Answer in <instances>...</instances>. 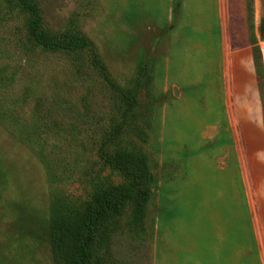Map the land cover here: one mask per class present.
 I'll list each match as a JSON object with an SVG mask.
<instances>
[{"label": "rangeland", "instance_id": "obj_1", "mask_svg": "<svg viewBox=\"0 0 264 264\" xmlns=\"http://www.w3.org/2000/svg\"><path fill=\"white\" fill-rule=\"evenodd\" d=\"M28 1L36 13L0 0V264H53V234L79 231L100 193L142 196L110 159L150 196L104 217L93 264H264L222 98L218 0H170L125 82L94 43L118 91L91 49H67L91 39L100 0ZM37 17L65 49L33 45Z\"/></svg>", "mask_w": 264, "mask_h": 264}, {"label": "crops", "instance_id": "obj_2", "mask_svg": "<svg viewBox=\"0 0 264 264\" xmlns=\"http://www.w3.org/2000/svg\"><path fill=\"white\" fill-rule=\"evenodd\" d=\"M100 3L103 8L87 31L101 54L113 58L114 64L106 62L120 69L118 78L125 82L128 74L122 68L129 63L133 68L138 65L152 43L156 26L170 16L171 3L170 0H100ZM218 5L222 28V98L259 257L264 260V123L252 52L253 37L260 48L264 69V0H218Z\"/></svg>", "mask_w": 264, "mask_h": 264}, {"label": "trees", "instance_id": "obj_3", "mask_svg": "<svg viewBox=\"0 0 264 264\" xmlns=\"http://www.w3.org/2000/svg\"><path fill=\"white\" fill-rule=\"evenodd\" d=\"M20 6L32 13L37 12V8L28 0H17ZM40 18H36L30 25V34L33 39L34 46H41L46 50L53 51L58 49H65L64 46H60L57 42L51 40L47 42L39 31ZM69 50H84L91 49L94 55H98L97 48L94 42L86 37H74L69 40L67 46ZM252 52L253 59L258 78V87L260 100L263 108L264 118V69L262 66V58L260 48L257 42L252 37ZM100 63H94L95 67H98L104 76V81L112 91H118V85L112 78L105 62L101 58ZM141 71V67L137 69L136 73ZM120 89V88H119ZM125 96L127 99H132V94L127 93ZM28 136H31L34 132H26ZM107 162L117 168L123 174L132 176L135 182L141 183L144 186L142 190V196H136L128 191H115L113 194L105 193L97 196V204L87 219L83 222L82 228L79 231H71L65 226L57 228L56 233L53 234L51 245V256L53 264H93L94 246L98 240V233L100 231V224L104 217L109 212H119L122 205L127 201L135 202L139 205H144L148 197L150 196V190L145 187L146 178L140 174L137 167H129L118 162H113L111 159ZM246 207V205H245Z\"/></svg>", "mask_w": 264, "mask_h": 264}]
</instances>
